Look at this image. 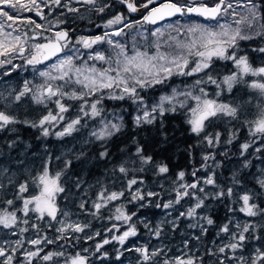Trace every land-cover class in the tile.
Wrapping results in <instances>:
<instances>
[{"label":"snow or ice","instance_id":"snow-or-ice-1","mask_svg":"<svg viewBox=\"0 0 264 264\" xmlns=\"http://www.w3.org/2000/svg\"><path fill=\"white\" fill-rule=\"evenodd\" d=\"M119 2L129 13L143 8L147 14L142 16V21L127 23L125 16L115 14L103 25L112 31L80 36L75 40L71 38L69 29L61 27L67 17L57 18L48 29L29 18L22 23L34 28L24 30L19 26L17 16L0 8V68H7L0 72V77H10L21 67H31L34 79L38 77L40 80L34 83L25 79L18 87L0 80V133L15 132V126L23 124L39 130L41 137L54 135L57 139H63L74 133L83 135L82 130L88 127V121H93L97 126L87 133L83 144L93 141L104 144L123 127V117L106 110L105 100L130 101L135 105L137 115L133 123L137 127L154 124L166 114L179 112L184 116L188 131L197 138L198 146L208 150L201 157L204 163L190 173L192 181L188 182L185 171H179L170 181V199L161 200L155 205L168 210L187 200L186 210L180 211L174 221L165 220L155 226L144 223L150 236L161 238L165 224L176 231L179 227L177 222L183 218L190 221L187 225L189 229L198 230L191 235V239L201 241L209 232L207 226L215 224L210 216L201 214L207 207L205 201L208 199L229 198L233 203L240 204L238 211L245 216L264 220V207L255 202L261 193L248 189L237 193L233 186L225 190L218 185L216 174L211 169L220 164L210 151L221 144H233L240 128H246L252 142L240 145L242 167L250 166L246 153L257 141L260 146L255 147V152L264 154V63L254 66L241 44L264 42V0H212L211 3L207 0H185L184 3L163 0L158 4L156 0H145L139 5L135 0ZM42 4H51L73 14L81 11V7L73 5H81L84 11L97 15L105 14L112 7L109 0H67V3H62V0H0L4 8L35 12L36 16L44 19ZM60 16H64V11L60 12ZM192 16L203 18L207 23L198 20L181 23L177 19L162 27L137 31L130 41L113 39L125 37L128 35L125 29H132L134 25H156L166 18ZM44 31L51 35H44ZM29 32L33 34L29 35ZM40 40L43 42H38ZM104 44L108 45L109 52L100 50ZM251 51L264 54V43ZM54 57V63H48L44 68L38 67ZM17 59L21 61L20 64L14 63ZM217 62H230L233 70L220 76L216 71ZM176 76L197 78L183 89L173 87L171 93L160 95L157 101L149 105L142 93L166 85ZM208 85L215 86L211 94ZM237 88L247 90V100L242 96L235 97L231 102L221 99L225 92L233 94ZM257 100L259 102L254 103ZM26 101H30L28 111L21 119V106ZM68 101L79 102L76 115L71 118L67 114L73 106ZM33 105L41 109V114L37 119H28ZM217 121L239 124L240 128L233 127L225 139L221 131H209L211 127H218ZM160 123L163 125L162 119ZM18 139H7L8 154L0 152V232L4 234L0 237V264H93L92 258L87 255L93 249L79 247L81 236L78 234H85V240H94L100 233L87 234L86 229L90 224L73 220V213L61 209L57 200L61 194L67 199L71 192L65 180L72 160H63V167L53 172V157L46 154L47 159L40 169L33 172L24 159L17 158L14 162L11 158ZM192 147L190 145L189 149ZM219 155L227 157L228 152L223 151ZM108 156L106 147L99 152L100 160H106ZM74 158L85 159L86 153L81 150ZM55 159L60 161L62 158L57 156ZM210 160L211 165L208 164ZM137 164L140 172L148 170L150 166L158 176L169 173L167 164L155 163L152 156L145 155L143 148L137 146L131 157L113 167L112 175L119 173L118 178H127L133 171L130 165ZM201 170L207 174L200 176ZM143 183L142 179L132 176L120 191H110L100 184L91 208L88 207L89 200L81 199L78 209L93 218H103L101 210L125 197L126 191L131 196L129 203L146 200L150 203L151 198L160 196L159 192L141 191L133 187ZM256 183L264 190V172L257 177ZM82 184L77 179L74 187L83 191ZM238 184L240 180L234 177L233 185ZM205 186L219 190L209 192ZM139 206L146 205L140 203ZM228 210L236 211L231 207ZM134 216L135 212L127 213L123 207L115 206V214L108 219L120 221L127 227L121 230L120 225L113 223L106 229L110 238L95 243L93 255L101 264L109 259L108 252L103 251L104 246L113 243L121 246L116 249L117 261L125 252H134L137 254L136 264H205L204 256L198 251L193 253L195 246L188 237L182 241L178 254L174 252L172 255H168L164 246L153 247L150 242L125 247L129 238L138 236L137 226L132 222ZM46 229H54L55 237L43 234ZM258 229H264V224L237 222L233 225V221L228 220L217 230L219 243L214 239V247L205 248L204 253L207 257H214L215 264H264V244L249 250L250 241L261 240L256 235ZM29 232L35 233L34 238L26 235ZM9 235L16 239L8 240L6 237ZM52 245L56 246L53 250L46 247Z\"/></svg>","mask_w":264,"mask_h":264},{"label":"rangeland","instance_id":"rangeland-1","mask_svg":"<svg viewBox=\"0 0 264 264\" xmlns=\"http://www.w3.org/2000/svg\"><path fill=\"white\" fill-rule=\"evenodd\" d=\"M179 2L184 3L185 0H179ZM211 2L212 1H210L209 3H211ZM79 13H81V15H78V16H85V17L92 16V13H88V12L84 11L83 8L81 9V11ZM115 14H122L123 16H125L127 18L125 21L126 23L127 22H134V21H142V15L141 14L139 15V17L136 16L134 18H130L129 16L126 15L125 11H123L122 13H119L112 6L108 12L100 15V17L102 18V22H103L102 23V33H104L105 31H112V29H105L103 27V25L108 19H110ZM177 19H179L181 21V23H185L188 20H198L201 23H207V21H204L203 18H199V17H195V16H192V17H175V18H171L168 20L160 21L156 25H149V24L134 25V27L132 29H125V32L128 33V35H126L123 38L113 37V39H120L121 42L130 41L132 34H135L137 31H144L146 29L151 30V29L156 28V27H162L165 24L173 23ZM113 27H120V26H113ZM43 28L48 29V27H43ZM8 30H10V29H8ZM35 31H41V30H35ZM86 33L94 35V36L96 35L95 33H93V31L89 27H86V28H83L81 30H75L74 37L72 39L75 40L76 38H78L80 36H84ZM32 34H33L32 32H29V35H32ZM44 35H46V36L51 35V33L48 31H44ZM261 43H264V42H261V41L241 42L244 51L249 55V59L251 62H253L254 66H259L262 63H264V54H259V53L251 51V49L253 47H255ZM100 50H103L106 52L110 51L107 44L100 46ZM55 60H56V58L54 57L52 59V61L45 62V65H41L38 67L44 68L48 63H54ZM14 63L20 64L21 61L19 59H17L14 61ZM6 70H7V68H0V72L6 71ZM232 70L233 69H232L230 62L229 63L217 62L216 71L220 76L226 75L229 72H231ZM196 78L197 77H179V76H176V77L171 78L167 82L166 85L157 86L155 89L156 92H155V90L149 89L151 92H149L147 90L146 92L142 93V95H144L147 103L149 105H151L152 103H154L155 101H157L159 99L160 95L171 93V90L173 87H179V88L183 89V87L186 84L191 85ZM25 79L33 80L34 83L40 82L38 77H36L34 79V73H33V70L31 67H26V68L21 67L20 69H17L15 72H13L10 77H6V78L0 77V80H6V82L8 84L13 85V86H17V87L19 85H21ZM207 89H208L209 93L211 94L215 91V86L208 85ZM246 91H247L246 89L237 88L234 90L233 94H229V93L225 92L223 94V96L221 97V99H224L228 102H231L235 97H241L242 96L245 100H247L248 96L245 95ZM258 102L259 101L257 100L254 103H258ZM29 103H30V101H26L25 104L21 106V113H20L21 119L25 118L24 113L28 111V104ZM67 103L73 106L72 111L69 114H67L71 118V117L76 115V111H77V107H78L79 102L68 101ZM116 103L121 104V107L124 110L119 109L117 107H115V108L111 107V105H115ZM53 107H54V105H53ZM104 107L109 112H116L119 116H122V117H124V115L127 112H129L131 117H132V120H133L134 116L137 115L136 106L133 105L130 101L105 100L104 101ZM128 109H129V111H128ZM40 114H41V109L38 108L37 106L33 105L32 110H31L30 114L27 116V118L28 119H37L40 116ZM109 118H111V117H109ZM216 123L218 124V127H211V128H209V131H211V132L221 131L224 134L225 139L227 138L228 132L233 127L240 128L239 124H231L230 125L227 122L221 123L219 121H217ZM96 126L97 125L93 121H88V127L86 129L82 130L83 135H81L80 133H74L73 136L65 137L63 139H57L54 135H50L49 137H52L53 139H49V137L41 138L39 140V142H37V144L35 142L32 146L35 147L37 145V151L41 150L43 148V146H45V143L47 144V148H49V149L53 148V152H52L51 156L53 157V160H52L53 166L52 167H53L54 171L53 170L52 171L53 172L59 171L60 169H57V168L59 167L60 164H59V161H57L55 159V157L59 156L61 158H64L67 155L72 154L74 151H77V149H78L77 147L83 143V140L87 137V133L90 132ZM241 130H243V135L239 136V133L241 132ZM53 131H55V129ZM194 140L196 143H198V140L196 137H194ZM245 142L251 143L252 141L248 135L247 129L246 128H240L239 132H237V138L233 142V144H231V145L221 144V145L217 146L216 148L211 149L210 151L215 155L216 161L219 162L220 166L224 161H227L228 162V170L232 171V174H237L241 170L242 163H243V158H241L239 155V149H240V145L245 143ZM256 146H260L259 141H257L256 144L253 146V148L249 150V154L255 153V147ZM22 149H23V152L21 153L19 158L24 159L27 167L29 169L33 170V172L38 171L40 169L42 162L45 159H47V156L43 155V157L45 156L43 158L42 153L40 152L36 155V157H34L35 156L34 154L27 153L28 151L24 150L25 148H22ZM201 150L205 151L203 148ZM223 151L228 152L227 157L219 155V153L223 152ZM131 156L132 155L120 160L117 164H119L123 160H127ZM12 160L15 162L17 160V158H12ZM252 161L255 164V168H257L256 172L253 174V177H255L257 180V177L260 176L262 172H264V162L256 159L255 156H253ZM158 163H163V162L157 161V164ZM208 164L211 165L212 161L211 160L208 161ZM13 167H14V165H13ZM130 167L133 168V171H130L129 176L127 178H118L120 176L119 173H117L116 176L103 174L99 177L94 178L92 181L91 180L90 181H82V178H78L79 180H81L83 182V184H82L83 191H80L74 187V182L77 179L71 180V183L66 184V187L71 189V192L69 193L68 198L65 199L64 194H62V196H59L57 198L58 204L61 207V209H66V210L70 211L71 213H73V216H72L73 220H79L81 223L88 222L90 224V227L88 229H86L87 234H94L96 232L100 233V235L96 236L94 240H88L86 243L85 242L83 243L82 241H80L79 247L91 248V249H93V252H94L95 243L102 242V240L104 238H110L109 233L106 231V229L110 228L113 223L120 225L121 230H124L127 227V225H123L122 222L115 221V220L109 221V224H103L102 223L103 219L106 218L107 220H109L108 217L110 215L115 214V206H121V207H123V209L127 213H132L133 209L140 208V206H139L140 203H144L146 205L145 207L148 209V211H146V213H144L146 215H144L143 217H140V216H137V212H136V216L133 217V219L135 218V220L138 223H141L143 226H144V223H148L149 225L152 224V226H155V225L161 224L165 220L174 221L175 218L178 216L179 212L186 210V208L188 207L187 200L181 202V204H185L183 207H180V205H176V206H174L173 209H168V210H164L162 208H157L155 206L156 205L155 203H158L161 200L167 201L168 199H170L169 194L166 195V191L169 192L170 188H171L170 181L172 179H174L176 173H178L179 171H185L186 172L188 170L191 173L192 171L190 170V167H188L186 169L182 168L181 170L174 171V172H169L165 176L156 175L150 166L148 167V170H146L144 172H140L138 170L139 169L138 164L134 165V166L130 165ZM59 168H62V167H59ZM216 168H218V167H214L211 170L215 172V174H216L215 178L217 180L218 185L220 186L221 182L219 181L220 178L217 177ZM257 172H258V175L256 176ZM206 174L207 173L204 170H202V172L199 173L200 176H204ZM230 174H231V172H230ZM67 175H68L67 178L71 179V175L70 174H67ZM132 176H136L138 179H142L144 181L143 184H138V185L133 186L134 188H139L141 191H145V190L156 191V192L160 193V196L151 198L150 203L147 200L144 202L136 201V202L129 203V201L131 200V196L126 191L125 197H121V199L119 201L112 202V204L109 205L108 208L101 210V215L103 216V218H93L91 215H87V214L81 213L79 211L78 204L81 201V199L89 200L88 207L91 208V202L95 199V194L93 195V192L94 191L97 192L100 190V184H103L106 187H108L110 191H120V190H123L122 186L126 185L127 179L132 178ZM187 177L188 176L186 173V179L188 180V182H191L193 178L188 179ZM97 182H100V183L98 184ZM161 186H163V187H161ZM229 186H233L234 190L237 193H242L245 189L249 190V188H247L245 185H240V184L233 185V177H230V176H229V181H228V187ZM205 187L207 188V190L209 192L219 190V189H214L212 186H205ZM255 202L259 204L258 201H255ZM205 203H206L207 207L204 208L203 212L201 213L202 215H208V210L211 207L207 200L205 201ZM261 206L264 207L263 205H261ZM239 207H240V204H238V209H239ZM199 211L200 210H198V212ZM168 213H170V215ZM150 214H154V218L149 219ZM229 220L233 221V225H235V223H237V222L240 224H243L245 222H255L258 224H264V220H261L260 217H247L243 213L239 212L238 210H236L235 212L230 214ZM189 222H190L189 220H186L183 218H181L180 221L177 222L178 224L182 223L181 230L183 232V236L181 237L179 242H175L172 237L167 239L165 237V235H167V232L165 230H164L161 238H159V239H156L155 237L150 236V234H147L146 236H144L138 230V236L129 238V240L126 242L125 247L131 248L134 245L138 246V245H143V244L150 242L153 247L164 246L166 248L168 255H172L174 252H176L178 254V249L182 245V241L186 237H188L190 239L191 244L195 246L193 248V253H196L198 251L199 254H202V252H204V249H202V247H200L202 245L201 244L202 240L196 241L194 239H191V235L193 233H197L198 230L197 229H189L187 227ZM192 222H194V221H192ZM227 222L228 221L221 220V222H218L217 225L221 226L222 224L227 223ZM218 228L219 227H217V229ZM212 230L216 231L215 229H212ZM43 234L49 236L50 238H53V237H55L56 232L54 229H46V230H44ZM260 234H261V229H258L256 232V235H259L261 237ZM3 235H4L3 232H0V237H3ZM26 235L29 238H34L35 233L29 232ZM78 235L81 236V240L86 241L83 238L85 234L81 233ZM6 238L10 241H14L16 239V237L11 236V235H9ZM214 239H216V242L219 243L218 238L213 233L211 235V238L208 241V244L206 245V248L214 247V245H213ZM59 243H64V241H60ZM259 244H260V241H255V240L250 241V249L249 250H251V248H254L255 246H258ZM113 245H115V247L111 251H109V249L106 247V245L104 246L103 251L108 252L109 259L103 260V264H113V263H111L112 259L113 258L116 259L115 258L116 249L120 248L121 246L118 244H115V243H113ZM27 247H30V246H27ZM46 247L50 250H53V249H55L56 246L52 245V246H46ZM93 252H90L87 255H89L90 258H92L93 264H101V261L94 257ZM136 255L137 254L134 252H125L124 255L121 257V260L120 261L116 260L115 264H136ZM204 259H205V264H215V258L214 257H207L206 256V257H204Z\"/></svg>","mask_w":264,"mask_h":264},{"label":"trees","instance_id":"trees-1","mask_svg":"<svg viewBox=\"0 0 264 264\" xmlns=\"http://www.w3.org/2000/svg\"><path fill=\"white\" fill-rule=\"evenodd\" d=\"M155 89L156 88L151 90ZM148 91L151 92L150 90ZM111 107H117L124 110L121 107V104L118 103L111 105ZM160 119L163 120V125H161ZM160 119H158L154 124H142L141 126L137 127L134 125L130 113L127 112L123 117V127L121 130L112 136L111 139L107 140L104 144L94 141L87 145L83 143L79 145L77 147V151H74L72 154L67 155L59 161V167H63V160H72V164L67 171V174L71 175V179L67 178L65 180V185L71 183V180L78 178H82V181H92L94 178L103 174L112 175L113 167L117 165L120 160L132 155L135 152L137 146L143 148L145 155L152 156L155 163L160 161L164 164H167L169 167V172L178 171L182 168L186 169L188 167H190L191 171H193L194 168H200L201 164L204 163L201 157L208 149H206V147L198 146V143L195 142V136L188 131V126L185 123L184 116L177 112L166 114L165 117ZM15 127V132L0 133V152L8 154L5 141L7 139L17 140V138H19L17 147L11 152V158H19L23 152L22 148H25L24 150H27V153L34 154V157H36V155L40 152L42 153V157L46 154H52L53 148H47L46 143L45 146H43V148L38 151L37 145L35 147L32 146L35 142L37 144L41 138H44L40 136L39 130L27 127L23 124L16 125ZM241 135H243V130H241L239 133V136ZM49 139L53 138L49 137ZM190 145L193 146L191 149H189ZM105 147L109 152V156L106 160H100L99 152ZM202 148L205 151H202ZM81 150L86 153V158L82 160H76L74 158L75 154L79 153ZM246 155L251 162L250 166L247 168L242 167L237 174H232V171L228 170L227 161H224L221 166L216 168L217 177L220 178L219 181L221 182L220 187L226 190L228 187L229 176L233 178L235 177L236 179L240 180V185H245L253 192L261 193L260 198L256 201L264 206V190L259 188V185L256 183V178L253 177V174L256 172V168L252 161L253 156H255L256 159L264 162V154L255 152L254 154L246 153ZM52 166L53 163L51 164V169L54 171ZM59 167L57 169H61ZM200 172H202V170ZM186 173L188 176L187 178L191 179L192 176L190 175V171L187 170ZM95 193L96 191L93 192V195ZM168 193L169 192L166 191V195H168ZM60 196H62V194ZM207 201L211 206L208 210V215L214 219L215 224L212 226H207L209 228V232L202 238V245L200 246L202 249L206 248L211 235L213 233L216 235L218 230L217 227L220 226H218L217 223L221 222V220H229L230 214L233 212H229L228 209L231 207L238 210V203H233V201L229 198H224L221 200L209 199ZM184 205L185 204H181L180 207H183ZM146 211H148L146 207L133 209V212H137V216L146 213ZM150 217L154 218V214H150ZM109 221L110 220L105 218L102 220V223L109 224ZM133 222L142 235L146 236L149 234L147 229H145L141 223H138L135 218L133 219ZM181 226L182 223L179 224V227L176 231H173L170 225L165 224L164 230L167 232L165 237L167 239L172 237L175 242H179L183 236ZM212 229H215L216 231H213ZM260 235V244H264V229H261ZM80 241L86 243L88 240ZM106 247L109 249V251H111L115 245L109 244L106 245ZM200 255L206 257L204 252H202ZM115 262L116 259L113 258L111 263L115 264Z\"/></svg>","mask_w":264,"mask_h":264},{"label":"flooded vegetation","instance_id":"flooded-vegetation-1","mask_svg":"<svg viewBox=\"0 0 264 264\" xmlns=\"http://www.w3.org/2000/svg\"><path fill=\"white\" fill-rule=\"evenodd\" d=\"M161 1H157V4L160 3ZM210 1L212 0H207L208 3ZM109 2L119 13H122L123 11H125L126 15L129 16L130 18H134L136 16L139 17L140 14L141 15L144 14V13H139L138 11L136 13H129L127 11V8L124 5H122L119 2V0H109ZM135 2L137 3V5H139V4L144 3L145 0H135ZM62 3H67V0H62ZM73 6L81 7V9L83 8L81 5H73ZM152 6H155V5H150L149 7H152ZM41 7L44 10V17H45L44 19H41L39 16H36L35 12H28L24 10L17 11L15 9L4 8L3 5H0V8H3L5 11H8L9 14L11 15H15L18 17V24L24 30H27L29 27L34 28V26H30V25H26L22 23L23 20H26L29 18L36 21V23L43 25V27L50 28L52 25L55 24L57 18L64 19L65 17H67L66 23L61 25V27L70 30L71 38L74 37L75 30H81L86 27H89L93 31V33H95L96 35L103 34L102 33V23L103 22H102V18L100 17V15L92 14V16L90 17L78 16V15H81V13H75V14L67 13L64 9H58L56 6H53L51 4H49L48 6H44L42 4ZM61 11H64V16H60ZM144 12H146V10H144ZM55 30L56 29H53V31ZM84 36H94V35L86 33ZM38 42H43V41L40 40ZM144 215L146 214L140 215V217H143ZM149 219H151V217Z\"/></svg>","mask_w":264,"mask_h":264},{"label":"water","instance_id":"water-1","mask_svg":"<svg viewBox=\"0 0 264 264\" xmlns=\"http://www.w3.org/2000/svg\"><path fill=\"white\" fill-rule=\"evenodd\" d=\"M157 1H161V0H156V2H157ZM162 2H163V1H162ZM162 2H160V3H162ZM144 10H145V9L141 8V9L138 10V12H141V11H144ZM146 14H147V12L145 13V15H146ZM166 19H168V18H166Z\"/></svg>","mask_w":264,"mask_h":264},{"label":"bare ground","instance_id":"bare-ground-1","mask_svg":"<svg viewBox=\"0 0 264 264\" xmlns=\"http://www.w3.org/2000/svg\"><path fill=\"white\" fill-rule=\"evenodd\" d=\"M141 215H143V214H141ZM140 216V215H139Z\"/></svg>","mask_w":264,"mask_h":264}]
</instances>
